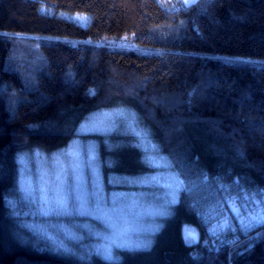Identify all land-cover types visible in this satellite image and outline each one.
<instances>
[{
	"label": "trees",
	"instance_id": "1",
	"mask_svg": "<svg viewBox=\"0 0 264 264\" xmlns=\"http://www.w3.org/2000/svg\"><path fill=\"white\" fill-rule=\"evenodd\" d=\"M124 35L156 51L98 44ZM114 107L136 113L182 174L264 192V0L171 11L158 0H0V264H78L15 239L4 196L18 152L62 148L90 113ZM96 139L105 174L150 171L132 136ZM193 200L180 194L148 249L90 264H264V229L235 236L252 243L236 256L208 238Z\"/></svg>",
	"mask_w": 264,
	"mask_h": 264
},
{
	"label": "rangeland",
	"instance_id": "2",
	"mask_svg": "<svg viewBox=\"0 0 264 264\" xmlns=\"http://www.w3.org/2000/svg\"><path fill=\"white\" fill-rule=\"evenodd\" d=\"M158 1L169 11L185 7L184 0ZM59 15L82 25L87 23V16L82 13L60 12ZM98 44L144 54L156 51L138 46L126 35L103 38ZM110 134L132 136L150 171L136 176L105 174L96 137ZM16 163L14 184L4 196L14 238L38 250L71 258L78 264L95 263L96 259L104 261L95 255L86 260L79 257L117 237V242L125 247L113 249L114 261L129 248L148 249L182 192L192 193L207 236L217 244L242 233V223H248L250 214L264 212V192L239 191L219 181L214 184L199 174H182L136 113L125 107L90 113L64 147L51 152L20 151ZM42 198L48 199L50 207H55L56 199H63L67 212L42 214ZM223 224L227 227L217 239L212 229ZM190 230L198 237L195 228L185 226V240ZM58 245L73 254L58 250Z\"/></svg>",
	"mask_w": 264,
	"mask_h": 264
},
{
	"label": "snow or ice",
	"instance_id": "3",
	"mask_svg": "<svg viewBox=\"0 0 264 264\" xmlns=\"http://www.w3.org/2000/svg\"><path fill=\"white\" fill-rule=\"evenodd\" d=\"M198 0H184V6L190 7L193 4H196ZM91 92V90H90ZM94 94V92H92ZM71 154V153H69ZM94 159V157H92ZM23 191V188L20 189ZM55 207L49 206V201L47 198H42V207H41V213L44 215L50 214V212H67V207L63 199H56L55 200ZM251 218L249 219L248 223H242L241 226V232L244 234H247L250 231L257 230V229H264V212L261 213H254L250 214ZM227 225H219L217 228L212 229V234L219 239L220 233H223L226 229ZM264 237V232H257V238ZM197 237L194 231H189L186 235V242L189 244H192L196 241ZM118 237L112 239L109 242H106L100 247L95 248L94 250L88 249L85 256L79 257L81 260H86L89 256L95 255L99 259H102L104 261H114L115 256L113 254L114 248H121L125 247L124 245L119 244ZM229 243L232 252L236 256H243L252 248V243L249 241L247 243H242L239 237L233 238L231 241H221V244ZM58 250L63 251L65 254H73L70 249L64 247L63 245H58ZM215 247V246H214ZM129 250H133L132 248H129ZM219 251V249H216Z\"/></svg>",
	"mask_w": 264,
	"mask_h": 264
}]
</instances>
